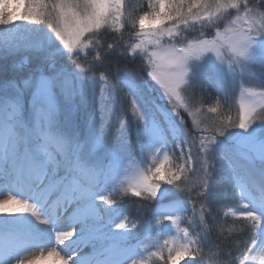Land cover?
Segmentation results:
<instances>
[{"label": "snow or ice", "instance_id": "obj_1", "mask_svg": "<svg viewBox=\"0 0 264 264\" xmlns=\"http://www.w3.org/2000/svg\"><path fill=\"white\" fill-rule=\"evenodd\" d=\"M21 54L23 86L0 83V212L26 215L3 225L0 264H37V249L61 264H264V0H2L0 63ZM237 191L225 228L213 200ZM142 226L183 239L141 246Z\"/></svg>", "mask_w": 264, "mask_h": 264}, {"label": "rangeland", "instance_id": "obj_2", "mask_svg": "<svg viewBox=\"0 0 264 264\" xmlns=\"http://www.w3.org/2000/svg\"><path fill=\"white\" fill-rule=\"evenodd\" d=\"M126 2L131 6L132 9H135L139 3L141 2V0H126ZM0 3H2V0H0ZM26 55L27 54H21V55H17L16 58H23L22 61L24 63H27L28 61H30L31 57L28 56L27 57V62H25L26 59ZM34 66V65H33ZM213 79H216V77H213ZM246 80H251V77H245ZM17 85L23 86V81L20 82H15ZM201 84L204 86V88H206L205 92H201L199 89L196 90V94H197V98L199 99V97L201 95H203L205 101L207 103H211L214 101L216 95H217V89L215 87L214 84L210 83L209 81H205V80H201ZM248 85L246 84L245 87H247ZM14 90H10L9 95H14ZM231 96L232 99L230 100V103L233 104V108H232V114L235 115L236 111L239 107V103H240V90L239 88H234L231 90ZM97 97H98V93H97ZM30 102H31V93L30 92H26L25 96H24V105H25V109H26V113L28 112V110H30ZM61 104L63 105V100L61 99ZM87 118V113L85 111H81L80 113H78V120L79 123L83 124V122L86 120ZM132 139H135V129L133 128V132H132ZM237 163H239L240 165H244L246 162L243 161L242 158H238ZM141 167H146V165H141ZM225 174L227 175V172H225ZM217 175L219 176V170ZM129 179L131 178V174H129ZM121 180L125 181V184H127V179L124 176H121L120 178ZM0 191H3L2 189H0ZM239 195V192L237 191L235 196L232 195L231 193H229V195L227 196L226 199H228L229 197L233 198V202L235 203L234 205H232L233 207L228 208L225 207V205H231V202H224V200L226 199H214L213 200V208L215 210V213L218 210V214L217 217L220 220H227L228 223L225 224V228L229 227L230 225L232 226H239V221H240V216L239 214L237 216H228L225 217L224 213L225 212H229V211H235L236 210V203H237V197ZM113 196L117 199L120 200L121 196L119 193H113ZM19 198V197H17ZM140 198L137 197H131L130 193H129V197L128 199H125L123 201V203H121L119 205L120 209L123 210L124 206L127 204L128 205V209L127 211L130 213L131 211H133V209H135L133 212H135V216H132V218L134 219L137 215V205L131 203V201H135L138 200ZM188 209V214L191 215V211H192V206L188 205L187 206ZM220 213V214H219ZM26 215V213L20 212V211H14V212H0V223H5L6 221L11 222L12 220L16 219L17 217H21ZM187 222L184 220L183 214H181V220L178 222V228L179 229H183L185 227H187ZM147 226H142L140 229V234H139V242L141 243V246H143V244L147 243L150 247L152 244L158 243L159 245H163V241L165 239H169V240H174V242H180L182 241V233L180 231L177 230L176 226H170V227H166L164 228L162 231L160 232H153L150 230H146ZM227 234V233H226ZM233 235H237V233H233ZM0 240H2V237L0 236ZM46 250V249H45ZM152 250L154 251L155 248H152ZM36 251V250H34ZM32 252V254L28 257L29 259L32 258H37V263H40L41 260L38 259L40 256V252ZM44 251V250H43ZM205 251L207 252L208 249L206 248ZM149 264H157L156 260L153 259L152 261L149 262ZM177 264H191V258L190 257H183L181 258L179 261H177ZM206 264H208V262L206 261Z\"/></svg>", "mask_w": 264, "mask_h": 264}, {"label": "trees", "instance_id": "obj_3", "mask_svg": "<svg viewBox=\"0 0 264 264\" xmlns=\"http://www.w3.org/2000/svg\"><path fill=\"white\" fill-rule=\"evenodd\" d=\"M23 58H16L10 59L7 64L0 63V83L6 81H14L20 82L26 80L33 70V63L32 58L27 63L22 61ZM139 62V61H137ZM122 61L117 60L116 58H110V63L106 65V67L110 68L113 73H115L117 68L121 69V74L128 71L127 67H122ZM15 65H19L16 67ZM131 67V66H129ZM238 166L242 167L239 163ZM258 194V193H257ZM224 202H231V205H234L233 198L229 197L228 199L224 200ZM135 209H133L134 211ZM131 211V216H135V212ZM218 214V210L216 215ZM220 214V213H219ZM188 227V226H187Z\"/></svg>", "mask_w": 264, "mask_h": 264}, {"label": "bare ground", "instance_id": "obj_4", "mask_svg": "<svg viewBox=\"0 0 264 264\" xmlns=\"http://www.w3.org/2000/svg\"><path fill=\"white\" fill-rule=\"evenodd\" d=\"M7 198L6 194H3V191H0V200H4ZM5 224V223H4ZM3 223H0V233H2L3 230ZM2 237V235H0ZM3 238V237H2ZM62 247V246H61ZM37 252H41L43 250L37 249ZM36 251H34L36 253ZM45 259H40L41 262L37 264H61L59 260H57L55 257H47V250H44ZM256 264H260V258L256 260Z\"/></svg>", "mask_w": 264, "mask_h": 264}]
</instances>
